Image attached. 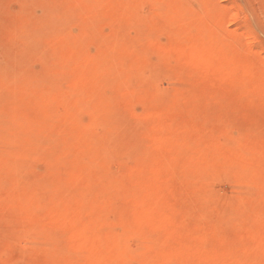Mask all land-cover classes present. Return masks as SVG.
Masks as SVG:
<instances>
[{
    "label": "rangeland",
    "instance_id": "rangeland-1",
    "mask_svg": "<svg viewBox=\"0 0 264 264\" xmlns=\"http://www.w3.org/2000/svg\"><path fill=\"white\" fill-rule=\"evenodd\" d=\"M0 264H264V0H0Z\"/></svg>",
    "mask_w": 264,
    "mask_h": 264
}]
</instances>
